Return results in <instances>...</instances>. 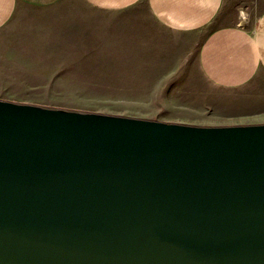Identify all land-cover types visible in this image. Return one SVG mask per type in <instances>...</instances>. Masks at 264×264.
I'll list each match as a JSON object with an SVG mask.
<instances>
[{"label":"water","instance_id":"water-1","mask_svg":"<svg viewBox=\"0 0 264 264\" xmlns=\"http://www.w3.org/2000/svg\"><path fill=\"white\" fill-rule=\"evenodd\" d=\"M0 264H264V123L0 100Z\"/></svg>","mask_w":264,"mask_h":264},{"label":"crops","instance_id":"crops-1","mask_svg":"<svg viewBox=\"0 0 264 264\" xmlns=\"http://www.w3.org/2000/svg\"><path fill=\"white\" fill-rule=\"evenodd\" d=\"M191 63L213 86L254 87L264 106V0H0V81L80 65L152 81L169 71L135 67Z\"/></svg>","mask_w":264,"mask_h":264},{"label":"rangeland","instance_id":"rangeland-1","mask_svg":"<svg viewBox=\"0 0 264 264\" xmlns=\"http://www.w3.org/2000/svg\"><path fill=\"white\" fill-rule=\"evenodd\" d=\"M138 9L145 11L146 6L140 3ZM28 68L40 73L49 67ZM118 68L124 69L99 65L61 67L48 82L0 81V100L199 126L264 123L262 98L256 97L259 93L254 87L235 91L213 86L192 63L135 67L169 71L151 76L159 80L140 82L132 80L130 69L129 73L121 74ZM164 78L168 80L161 81Z\"/></svg>","mask_w":264,"mask_h":264}]
</instances>
